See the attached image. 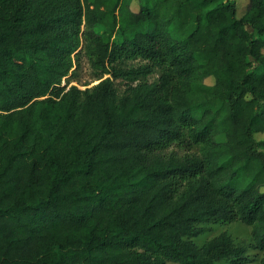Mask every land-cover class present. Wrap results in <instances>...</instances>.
<instances>
[{"label": "trees", "instance_id": "1", "mask_svg": "<svg viewBox=\"0 0 264 264\" xmlns=\"http://www.w3.org/2000/svg\"><path fill=\"white\" fill-rule=\"evenodd\" d=\"M132 1L0 0V264H264V0Z\"/></svg>", "mask_w": 264, "mask_h": 264}, {"label": "rangeland", "instance_id": "2", "mask_svg": "<svg viewBox=\"0 0 264 264\" xmlns=\"http://www.w3.org/2000/svg\"><path fill=\"white\" fill-rule=\"evenodd\" d=\"M239 4V10L240 14H242L246 8L248 1L247 0H237ZM131 9L133 11H138V2L136 0L132 1ZM102 30V27H96L95 31L100 32ZM83 47V44L80 46V49ZM80 51V50H79ZM78 51V52H79ZM75 70L77 81H74L73 78H71V75L64 78L61 85H67L68 88L72 85L77 86L80 89H85L86 87H92L96 85L99 81L95 80L94 78V70L91 67L88 59L86 57L82 58L81 63L77 64L76 67L72 69ZM108 76H104V78H107ZM205 83L209 86H212L215 84V79L213 77L207 78L205 80ZM85 84H88V86H85ZM115 86L118 89L119 93H122L125 88V84L122 80H117L115 82ZM256 138L258 140H264V133H258L256 135ZM218 141H224L225 137L221 136L217 138ZM206 228V233L202 234L200 237L195 239V242L198 245H202L207 240L223 233L227 232L229 235L232 236V238L235 240L236 243L249 245L251 242V231L252 228L250 226H247L241 222L232 223L229 225H217V224H208L204 225ZM250 262L247 264H260L259 262V256L256 255L255 252L249 253ZM165 264H176L172 262H166ZM225 264H232V263H225Z\"/></svg>", "mask_w": 264, "mask_h": 264}]
</instances>
